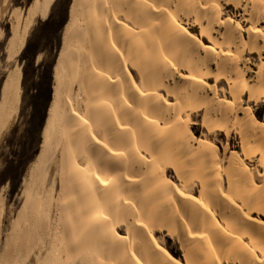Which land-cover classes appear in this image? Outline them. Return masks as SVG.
Masks as SVG:
<instances>
[{"label":"bare ground","instance_id":"6f19581e","mask_svg":"<svg viewBox=\"0 0 264 264\" xmlns=\"http://www.w3.org/2000/svg\"><path fill=\"white\" fill-rule=\"evenodd\" d=\"M53 2L7 13L8 61ZM21 81L5 77L0 132ZM259 101L264 0H73L0 264H264Z\"/></svg>","mask_w":264,"mask_h":264},{"label":"rangeland","instance_id":"374dc122","mask_svg":"<svg viewBox=\"0 0 264 264\" xmlns=\"http://www.w3.org/2000/svg\"><path fill=\"white\" fill-rule=\"evenodd\" d=\"M1 1L3 2V0ZM1 1L0 94L9 70L19 67L22 73V96L20 97L17 114L13 115L9 125L7 124L0 132V252L4 239L9 232L8 230H10V223L14 221L17 212L23 204L24 181L30 167L41 151L43 143L42 133L47 122L48 111L54 93V68L62 49L66 27L70 22V10L73 3V0H54L47 17L38 20L34 23L35 25L30 27L28 38L21 52L8 61L6 49L7 42L11 37V24L8 20V14L14 8H20L25 12L24 10L28 7L31 0H6L7 3L3 4L5 7L2 6ZM2 8H6V11L8 9L5 15L1 11ZM50 16V23L44 25V22ZM252 63V70L256 72L257 56H255V60ZM221 87L226 88L225 83ZM247 99L248 96L246 95L245 101ZM34 103L41 109V115L42 109L45 108L44 117L41 121L39 119L30 120ZM252 104V112L257 120L264 123V102L259 101ZM195 121L200 122L201 118H197ZM191 127L197 139L203 138L202 135L207 134L206 129L201 125H190L189 128ZM218 134L216 133L214 136L218 137V142L220 140L217 146L222 149L226 141L225 134L222 132ZM213 138L216 139L212 136ZM231 144L235 145L237 147L236 151L240 152V139L238 136L233 135ZM249 167L252 168L251 164ZM176 247L177 249L179 248L178 246ZM21 260L19 258L15 259L14 264H20ZM28 260L29 258L26 260V264L32 262V258Z\"/></svg>","mask_w":264,"mask_h":264},{"label":"trees","instance_id":"16d2710c","mask_svg":"<svg viewBox=\"0 0 264 264\" xmlns=\"http://www.w3.org/2000/svg\"><path fill=\"white\" fill-rule=\"evenodd\" d=\"M50 21H51V16L44 22V25H48ZM44 112H45V108L42 109V115H41V109L39 108V106L36 105V103H34L32 106V114L30 116V120L31 121L32 119L33 121L34 119H39L40 121L43 120Z\"/></svg>","mask_w":264,"mask_h":264},{"label":"water","instance_id":"95a60500","mask_svg":"<svg viewBox=\"0 0 264 264\" xmlns=\"http://www.w3.org/2000/svg\"><path fill=\"white\" fill-rule=\"evenodd\" d=\"M32 3H33V0H31V1H30V3H29V5H28V7H27V8H29V7H30V5H31ZM27 8H26V9H27Z\"/></svg>","mask_w":264,"mask_h":264}]
</instances>
